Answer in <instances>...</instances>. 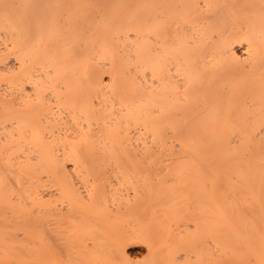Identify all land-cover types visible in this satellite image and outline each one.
Listing matches in <instances>:
<instances>
[{"label": "bare ground", "instance_id": "obj_1", "mask_svg": "<svg viewBox=\"0 0 264 264\" xmlns=\"http://www.w3.org/2000/svg\"><path fill=\"white\" fill-rule=\"evenodd\" d=\"M0 264H264V0H0Z\"/></svg>", "mask_w": 264, "mask_h": 264}, {"label": "rangeland", "instance_id": "obj_2", "mask_svg": "<svg viewBox=\"0 0 264 264\" xmlns=\"http://www.w3.org/2000/svg\"><path fill=\"white\" fill-rule=\"evenodd\" d=\"M237 47V51L239 53H241L240 50H242V47ZM136 240V239H135ZM126 251H127V255L129 258H131V260H134L135 262H139L144 258H148L149 254V247L146 241H131L130 243H128L127 247H126ZM147 256V257H146ZM145 260V259H144ZM143 261V260H142Z\"/></svg>", "mask_w": 264, "mask_h": 264}]
</instances>
